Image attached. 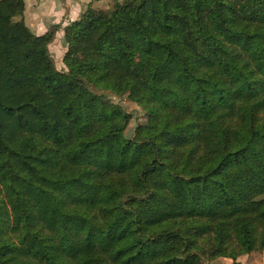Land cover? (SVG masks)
<instances>
[{
    "label": "trees",
    "instance_id": "obj_1",
    "mask_svg": "<svg viewBox=\"0 0 264 264\" xmlns=\"http://www.w3.org/2000/svg\"><path fill=\"white\" fill-rule=\"evenodd\" d=\"M65 67L0 0V264L264 254V0H109ZM108 95L140 106L130 117Z\"/></svg>",
    "mask_w": 264,
    "mask_h": 264
},
{
    "label": "crops",
    "instance_id": "obj_2",
    "mask_svg": "<svg viewBox=\"0 0 264 264\" xmlns=\"http://www.w3.org/2000/svg\"><path fill=\"white\" fill-rule=\"evenodd\" d=\"M94 1L95 0H24V23L36 36L45 34L52 26L59 27L55 34L54 41L49 46V52L54 62L56 61V63L60 64L66 51L63 39L64 28L77 21L86 7L92 2L94 3ZM57 69L63 71L65 67L63 65V67ZM221 260L228 262L227 264H234L233 261L228 259H220V261ZM257 262L264 264V254L244 256L238 259L236 263L258 264Z\"/></svg>",
    "mask_w": 264,
    "mask_h": 264
},
{
    "label": "rangeland",
    "instance_id": "obj_3",
    "mask_svg": "<svg viewBox=\"0 0 264 264\" xmlns=\"http://www.w3.org/2000/svg\"><path fill=\"white\" fill-rule=\"evenodd\" d=\"M94 5L97 8L107 10L109 8L110 2L109 0H95ZM55 66L56 68H61L63 67V63L62 62H60V64L56 63ZM108 100L113 104L120 105L124 109V111L129 115L130 122L125 131V135L127 137H130L133 134L137 126L144 125L147 122V116L144 110L140 106L136 105L135 103L127 100L126 97L118 98L113 95H108ZM227 263L228 262L226 261L219 260L217 262H214L213 264H227ZM258 264H263V263L259 262Z\"/></svg>",
    "mask_w": 264,
    "mask_h": 264
}]
</instances>
